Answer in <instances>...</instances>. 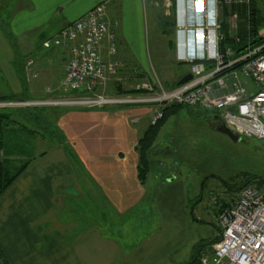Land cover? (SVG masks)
Returning <instances> with one entry per match:
<instances>
[{
  "label": "crops",
  "instance_id": "1",
  "mask_svg": "<svg viewBox=\"0 0 264 264\" xmlns=\"http://www.w3.org/2000/svg\"><path fill=\"white\" fill-rule=\"evenodd\" d=\"M100 4L105 5L107 19L119 33L126 61L137 58L135 48L146 46L145 0H8L7 25L19 44L38 41L37 46L64 24ZM173 5L174 54L178 59L176 0ZM233 12L239 15L236 29L230 20ZM247 13L244 3H225L220 28L222 39L226 34H239ZM45 52L41 55L48 54ZM13 56L0 21V91L21 90ZM188 72L189 66L179 79ZM29 73L30 88L35 94ZM127 110L126 105L75 109L71 117L75 118L76 126L69 130V135L76 137L74 151L62 145L52 147L0 195V246L10 264H153L157 261V241L162 231L128 240L122 228H117L113 235L95 220L99 213L96 206L100 203L112 214L107 220H123L127 214H142L146 203L161 208L168 217L174 215V210H183L178 207L180 196L186 208L191 201L187 200V184L176 176L169 177L156 190L148 184L149 174L144 180L140 178L137 144L150 125L152 114L139 132L136 123L142 114L128 121L124 118ZM215 121L222 123L219 114Z\"/></svg>",
  "mask_w": 264,
  "mask_h": 264
},
{
  "label": "rangeland",
  "instance_id": "2",
  "mask_svg": "<svg viewBox=\"0 0 264 264\" xmlns=\"http://www.w3.org/2000/svg\"><path fill=\"white\" fill-rule=\"evenodd\" d=\"M249 5L252 7V0ZM259 5L264 9L263 0L259 1ZM7 6L8 0H0L1 15L6 13ZM145 8L146 46L143 49L136 47V60L128 58L130 60L126 61L125 47L120 45L118 33L116 72L100 85L97 92L106 95H149L158 91L159 84L163 87H171L189 66L187 62L180 63L174 54L173 0H145ZM3 25L7 32L9 30L7 23ZM259 33L264 35V24ZM45 40L51 39L44 38L37 46L38 41L34 44L27 41L19 44L27 58L33 60L28 64L27 59L26 70L32 73L30 82L33 91L36 92L34 96H47L46 99L78 97L80 92L61 93L57 88L64 77L68 49L56 46L53 51L52 43H46ZM33 46L43 47L39 52H35L39 54L38 56L33 55ZM45 51L48 54L41 55ZM49 87L53 90H49ZM130 89H140V91L133 92ZM71 105L72 107L64 108L58 121L65 134V144L69 150L74 151L76 137L69 135L71 132L69 130L71 127L75 128L76 120L71 115H74L75 109L84 108L76 104ZM126 108L128 110L124 118L128 121L142 114L136 123L141 132L156 109V105L138 102L126 105ZM51 111L53 113L54 110H50V115H53ZM212 113L213 110L209 108L182 106L163 124L149 154L148 184L156 190L165 180L173 176L185 182L187 200H191L190 205L193 206L197 218L191 216L189 207L186 208L185 200L181 196L178 207L183 210L177 212L174 210L172 211L174 215L169 214L168 217L163 215L161 208L159 210L155 205L151 207L146 203L143 205L144 212L140 215L131 213L123 220L119 218L107 220L108 216L112 218V214L106 210L107 206L104 203L96 206L99 213L95 220L99 221L100 226L107 233L115 235V230L122 228L125 237L130 240L137 236L150 237L157 231H162L157 241L158 259L153 264H184L188 261L192 256L193 246L198 240L210 241L220 236L222 227L218 221L219 215L223 209L237 200L241 188L249 182L248 180L253 176L264 178V139L241 136L239 140H233L226 133L216 129L218 122L215 121ZM86 204L85 202L84 206ZM218 240L208 242L203 253L205 255L211 253ZM0 264H6L2 256H0Z\"/></svg>",
  "mask_w": 264,
  "mask_h": 264
},
{
  "label": "built area",
  "instance_id": "3",
  "mask_svg": "<svg viewBox=\"0 0 264 264\" xmlns=\"http://www.w3.org/2000/svg\"><path fill=\"white\" fill-rule=\"evenodd\" d=\"M177 56L189 64L192 77L171 87L158 85L149 95H106L100 85L116 72L118 33L100 4L64 24L51 42L68 49L65 76L58 89L64 93L88 90L78 97L0 101L3 104H76L87 107L151 103V123L164 108L179 103L218 112L222 123L241 136L264 139V40L236 52L222 44V9L225 3L251 0H176ZM238 12L230 16L233 29ZM260 34V33H259ZM236 40L240 36L235 33ZM263 36V35H261ZM48 45V44H47ZM33 62L30 58L28 64ZM51 90V88H48ZM222 233L214 250L202 253L196 264H264V185L256 181L241 188L237 200L218 219Z\"/></svg>",
  "mask_w": 264,
  "mask_h": 264
},
{
  "label": "trees",
  "instance_id": "4",
  "mask_svg": "<svg viewBox=\"0 0 264 264\" xmlns=\"http://www.w3.org/2000/svg\"><path fill=\"white\" fill-rule=\"evenodd\" d=\"M253 5L250 12L244 14L245 23L242 22L239 36L236 40L234 35L226 34L222 39V44L229 43L234 47L236 52L244 51L250 43H258L264 40V35L259 34V30L264 24V9L259 5L261 0H252ZM264 1V0H263ZM4 10V9H3ZM4 15L0 14L1 23H8L10 10L8 6L5 8ZM4 20V21H3ZM58 32V31H57ZM56 32V33H57ZM55 33V34H56ZM9 41L13 48V64L18 74L21 90L15 91L11 88L0 91V101H21L33 99H46L45 97H35L31 91L28 70H26L27 56L19 46L17 37L12 31L7 30ZM49 35L47 38L52 39L55 35ZM46 41V40H45ZM56 44H52L51 50H55ZM43 49V47H41ZM62 48V47H61ZM40 48L34 49L33 55H38ZM47 52V51H46ZM183 62V61H181ZM65 76V75H64ZM64 78V77H63ZM62 78V79H63ZM179 79V78H178ZM177 79V80H178ZM177 80L173 85L177 84ZM172 85V86H173ZM53 90L52 87H50ZM61 93L60 89H58ZM131 91H140V89H130ZM52 92V91H50ZM77 93H89L88 90H76ZM49 97V96H48ZM75 106V105H74ZM184 104L174 103L164 108V115L156 123H150L143 135L139 138L137 148L139 149V175L141 179L146 178L147 171L150 166V150L156 139L161 125L167 117L175 111H178ZM72 107L71 104H3L0 105V195L4 190L21 175L27 167L39 157L45 155L49 150L56 146L62 145L67 150L65 144V134L62 126L59 124L58 118L64 108ZM83 108H90L81 106ZM96 107V106H95ZM53 109V115L50 110ZM70 152H73L69 150ZM256 181L258 184L264 185V178L253 176L248 180ZM246 183V184H247ZM189 213L193 218H197L194 214L193 206L189 204ZM220 236L207 241V239L198 240L192 250L191 258L184 264H196L199 256L203 253L204 247L208 242H213ZM207 241V242H206ZM0 256L9 264L8 259L0 246Z\"/></svg>",
  "mask_w": 264,
  "mask_h": 264
},
{
  "label": "water",
  "instance_id": "5",
  "mask_svg": "<svg viewBox=\"0 0 264 264\" xmlns=\"http://www.w3.org/2000/svg\"><path fill=\"white\" fill-rule=\"evenodd\" d=\"M192 77V73L188 72L185 75H183L179 80H178V84L183 83L184 81L188 80L189 78ZM212 115L215 118H218V114H214L212 113ZM216 129L226 133L230 138H232L233 140H239L241 135L239 133H236L235 131H233L229 126H227L225 123H220L216 126Z\"/></svg>",
  "mask_w": 264,
  "mask_h": 264
}]
</instances>
